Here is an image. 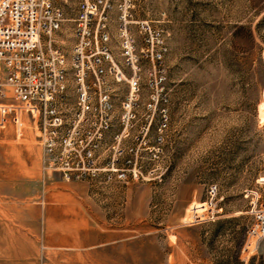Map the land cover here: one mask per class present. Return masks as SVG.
<instances>
[{
  "label": "rangeland",
  "instance_id": "1",
  "mask_svg": "<svg viewBox=\"0 0 264 264\" xmlns=\"http://www.w3.org/2000/svg\"><path fill=\"white\" fill-rule=\"evenodd\" d=\"M112 2L109 49L123 81L114 82L97 172L71 181L44 172L29 120L0 133V264H264V242L249 253L239 237V259L230 258L210 222L189 224L210 187L221 207H240L264 178V0H130L162 53L148 56L132 25L135 65L121 49V0ZM76 13L66 7L68 20ZM72 27L60 44L70 68ZM132 78L142 86L129 114ZM157 91L154 114L147 105Z\"/></svg>",
  "mask_w": 264,
  "mask_h": 264
},
{
  "label": "built area",
  "instance_id": "2",
  "mask_svg": "<svg viewBox=\"0 0 264 264\" xmlns=\"http://www.w3.org/2000/svg\"><path fill=\"white\" fill-rule=\"evenodd\" d=\"M73 4L77 13L68 20L66 7ZM114 6L112 0H0V133L11 126L20 132L29 120L43 148L44 172L60 174L66 181L96 174V148L113 128L114 82L123 81L109 49ZM118 9L123 56L136 64L131 34L135 25L148 56L160 61L162 53H154L159 34L151 23L134 19L130 0H121ZM69 21L75 40L71 68L60 45ZM128 84L123 106L130 114L142 85L139 78ZM150 99L147 108L157 114L158 91ZM208 195L206 202L191 207L189 224L214 222L222 215L218 187H210ZM244 197L250 224L243 251L255 253L264 242V178Z\"/></svg>",
  "mask_w": 264,
  "mask_h": 264
},
{
  "label": "crops",
  "instance_id": "3",
  "mask_svg": "<svg viewBox=\"0 0 264 264\" xmlns=\"http://www.w3.org/2000/svg\"><path fill=\"white\" fill-rule=\"evenodd\" d=\"M223 213L214 222L209 224L210 236H224L227 246V257L239 259V237H240V248L242 247L244 236L248 225L250 224V216L248 214V204H231L223 203ZM44 221V220H43ZM190 241L189 239L187 240ZM264 243L262 244V247ZM176 252V251H175ZM180 252V250L178 251ZM190 251L187 253V258L191 259L189 256ZM252 257V256H251ZM94 258V257H93ZM134 262H137L134 259ZM98 263V262H97ZM190 263H193L190 261ZM34 264H41L36 261ZM48 264V263H44ZM49 264H53L52 262ZM211 264V263H209Z\"/></svg>",
  "mask_w": 264,
  "mask_h": 264
}]
</instances>
